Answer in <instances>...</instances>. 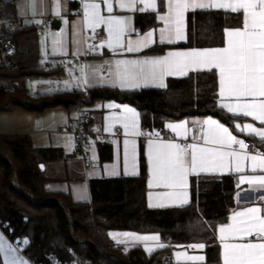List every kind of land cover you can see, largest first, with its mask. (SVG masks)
<instances>
[{
	"label": "trees",
	"instance_id": "1",
	"mask_svg": "<svg viewBox=\"0 0 264 264\" xmlns=\"http://www.w3.org/2000/svg\"><path fill=\"white\" fill-rule=\"evenodd\" d=\"M153 23L151 13L139 14L137 25ZM242 24L240 13L196 10L187 15V40L180 47H215L224 42V30ZM29 44L19 58L20 67H0V111L21 108L40 113L56 107L86 108L96 99H116L134 105L146 131H163L168 120L215 115L226 122L231 116L218 105V81L214 70H202L170 78L163 89L134 92L112 88L62 90L32 93L26 79L51 74L38 58L34 29L17 35ZM35 39V42H32ZM159 51L158 46L148 52ZM109 159V150L101 149ZM56 148L36 147L26 134L0 132V225L12 241L35 264H174L164 261L168 247L146 253L141 246L124 250L110 236L111 230L159 232L171 245L205 243L207 264H219L217 226L235 206L237 183L234 175L202 174L191 178V201L179 207L151 208L146 200V167L141 148V172L136 176L92 178L91 200L74 202L63 192H51L49 179L40 163L60 159ZM71 250V252H69ZM0 264L3 257L0 251Z\"/></svg>",
	"mask_w": 264,
	"mask_h": 264
},
{
	"label": "crops",
	"instance_id": "2",
	"mask_svg": "<svg viewBox=\"0 0 264 264\" xmlns=\"http://www.w3.org/2000/svg\"><path fill=\"white\" fill-rule=\"evenodd\" d=\"M7 6L17 16L23 18L24 29H34L36 32V42L38 45V58L40 63L46 66L49 71L48 75L39 76L47 78L52 84L56 81L59 83V88L52 92L36 91L38 94L55 93L62 90H88L91 88H112L120 91L134 92L142 89L155 88L163 89L167 86L170 78H179L186 75L176 74L174 76L165 77V87H157L155 84L149 82L147 86L139 88H129L113 86L114 77L112 73L115 71V62L117 60H144L157 57L166 56L169 52H186L193 49H211L226 46V33L224 30V42L221 46L215 47H180L178 44L187 40H179L174 43H161L159 29L165 27L164 22L159 19V15L167 13V0H156V11L148 10L145 12L130 10L129 8H120V0H111L113 11H107L106 4L103 0H6ZM98 3L100 4V14L102 16H118L128 21V31L123 37L124 44L127 45L128 40L136 41L143 37L147 32H153V43L147 48H142L140 51L128 52L125 48H117L115 50L108 49L106 46L100 48L99 45L108 38L107 26L100 25L96 29L103 30V38L98 41V49L91 54H87L86 48L89 44L96 42L93 36V30L88 28L84 22V6L85 4ZM144 5L137 4L136 7ZM206 10V9H197ZM222 10V9H210ZM191 11V10H190ZM185 15V34L187 37V15ZM196 11V10H195ZM225 11V10H223ZM151 13L153 15V23L145 29H140L137 25V16L139 14ZM243 17L242 12L240 13ZM43 17H49L48 23H45L42 28H37L38 24L42 23ZM39 21V23H37ZM237 27H242V24ZM237 27H229L226 29H234ZM95 29V30H96ZM25 41V40H23ZM26 42V41H25ZM35 42V39H32ZM28 44V42H26ZM158 46L159 51L148 52L150 49ZM29 48V44H28ZM83 68V71L81 69ZM189 69L188 74L195 71ZM217 74L218 81V105L226 112L225 114L231 116L230 122L222 120L215 115L193 116L180 120H168L165 122L163 131H146L141 126V115L139 110L132 104L118 101L116 99H96L89 108L94 114L93 123L99 128V135H96L91 143L86 147L88 162H85L74 150V146L68 132L67 127L73 124L76 117V108L69 109L65 107H56L47 109L40 113L26 111L29 116H26L30 121L27 130L13 129L6 127L4 119L0 124V132L10 134H26L30 137L31 142L36 147L41 148H56L60 149L63 156L54 161H48L45 165V171L48 170L50 174L46 175L49 181L45 184L47 190L51 192H63L71 196L74 202H87L91 200L89 190V180L92 178L103 177H119V176H136L141 172V148L145 158L146 167V200L151 208H168L179 207L181 205L176 201L175 195H166L168 193L187 192L189 203L191 201V178L202 174H216L225 175L232 174L237 183V190L234 196L235 206L231 209L227 219L217 226V238L220 243V256L223 264V243L220 240L219 228L233 224L232 216L236 212L243 211L248 207H259L264 215V200L259 199L264 195V189L257 186L249 185L247 183L241 184L239 177L241 175H264L257 169L256 172L251 171V162L243 161L244 171L237 173L234 171V165H229L224 169H209L208 171L200 172L197 170L196 174L190 173L188 176V186L186 189H172L164 187H149L150 181L155 183L152 178V166L148 160V144L149 141L155 143L160 142H174L181 145H188L196 143L201 147L224 149L218 144L205 145L203 142V134L207 130L208 125L204 124L206 120H214L224 127H227L229 132L237 138V140L250 139L259 148L258 153L248 152L246 149H236L235 145L232 148L238 152L247 153L249 155H264V140L256 135H249L250 129H241L246 124L253 125L257 129L264 128L260 121L253 119V117H245L242 114H233L228 112L226 108H222L221 104H235L234 98L227 96L221 97L219 84V70L213 69ZM187 74V75H188ZM36 76H30V78ZM85 80L87 83H85ZM45 83V82H44ZM48 85V83H45ZM243 102V100L239 101ZM116 105V107L109 108L108 105ZM125 106L135 111L137 122V131L139 135H134L132 129L125 131L124 123L126 122L122 117L131 114L125 112ZM21 109V108H20ZM24 115V114H22ZM26 119V118H25ZM23 123V122H22ZM185 123L187 128L186 138L183 129L173 131L168 127L169 124ZM239 125V127H237ZM194 126L193 135L190 136L189 128ZM181 134L178 135L177 133ZM159 134L158 136L156 134ZM127 141V145L125 144ZM106 147L109 150L110 158H101V149ZM231 160V158H228ZM188 203V204H189ZM162 205V206H159ZM187 205V204H186ZM184 206V205H183ZM243 218L238 217L237 223ZM128 234V235H125ZM10 239L3 231L0 225V237L4 236ZM227 235V234H226ZM110 236L119 244L124 243L128 247L141 246L146 253H152L158 249L168 247L167 253L172 254V262L174 264H207L205 247L203 249L192 248L190 245L204 244L196 242L188 245H171L164 241L159 232H135L130 230H111ZM158 236V240H143L140 237ZM228 243L240 242H257L255 237H246L244 241L239 239L229 238ZM159 245H164L160 247ZM1 251V250H0ZM166 253V254H167ZM180 254L179 256L177 254ZM2 254V253H1ZM203 256V260H190L189 257ZM28 259V258H27ZM29 261V259H28Z\"/></svg>",
	"mask_w": 264,
	"mask_h": 264
},
{
	"label": "snow or ice",
	"instance_id": "3",
	"mask_svg": "<svg viewBox=\"0 0 264 264\" xmlns=\"http://www.w3.org/2000/svg\"><path fill=\"white\" fill-rule=\"evenodd\" d=\"M107 11L111 13L113 6L111 0H103ZM137 4L144 6L137 8ZM120 8L145 12L156 11V0H120ZM167 13L159 15L165 27L160 28V42L174 43L185 40V15L188 11L197 9H222L232 13H241L242 27L225 29L226 46L211 49H193L186 52H169L166 56L144 60H117L113 86L139 88L147 86L149 82L157 87H165V77L179 74L187 75L189 69L219 70L220 96L234 98L235 104H221L228 112L251 116L264 125V0H167ZM84 22L93 31L100 26H107L108 38L99 47L115 50L125 48L128 52L140 51L153 43V32H147L139 40H128L124 44L123 37L128 29V21L118 16H102L100 4L90 3L84 6ZM39 23V21H37ZM91 47V46H90ZM83 71V68L81 69ZM85 83L87 81L85 80ZM243 100V102H239ZM109 108L116 105H108ZM125 112L131 114L122 117L126 122L124 128L127 133L129 128L134 135L137 131V114L125 106ZM210 127L203 134L205 145L218 144L224 149L201 147L196 143L181 145L174 142L148 144V160L152 166V178L149 187H164L172 189H186L190 173L196 174L209 169H224L234 165V171H244L243 161L251 162V171L259 169L264 172V155H249L238 152L232 145L239 144L245 150L247 145L243 140H237L227 127L214 120L204 121ZM173 131L184 130L186 138L187 128L185 123L169 124ZM239 127V125H237ZM250 129L249 135H256L264 140V128L257 129L246 124L241 129ZM178 135L181 133L178 132ZM159 135L158 133L156 134ZM127 141L125 144L127 145ZM228 158H231L229 160ZM241 184L257 186L264 189V175H241ZM175 195L176 201L183 206L189 203L187 192L168 193ZM259 199L264 200V195ZM162 206V205H159ZM261 208L248 207L236 212L232 216L233 224L219 228L220 240L223 243V264H264V215ZM242 220L237 223V218ZM227 234V235H226ZM128 235V234H125ZM246 237H255L257 242H225L229 238L244 241ZM143 240H158V236L140 237ZM163 247L164 245H159ZM189 247L203 249L204 244L190 245ZM180 255L179 253L177 254ZM190 260H203V256L189 257Z\"/></svg>",
	"mask_w": 264,
	"mask_h": 264
},
{
	"label": "built area",
	"instance_id": "4",
	"mask_svg": "<svg viewBox=\"0 0 264 264\" xmlns=\"http://www.w3.org/2000/svg\"><path fill=\"white\" fill-rule=\"evenodd\" d=\"M49 17H43L42 23L37 25V28H42L45 23H48ZM25 27L23 18L17 16L7 6L6 0H0V67L8 71H16L20 67L19 58L28 51V44L17 38V35ZM96 42L89 44L86 48L87 54L93 53L98 49V41L103 38V30L98 28L93 32ZM91 46V47H90ZM94 114L91 109L76 108L75 126H68V132L72 133L76 141V150L85 162L89 161L86 147L91 143L96 135H99V128L93 123ZM247 145L246 150L251 153H258L259 148L250 139L244 140ZM236 149H240L239 144L235 145ZM22 245V244H20ZM119 246L124 250L129 247L124 243H119ZM71 252V250H69ZM172 254L167 253L164 261L172 262ZM53 264H63L57 260L55 256L51 258ZM30 264H35L29 261Z\"/></svg>",
	"mask_w": 264,
	"mask_h": 264
},
{
	"label": "rangeland",
	"instance_id": "5",
	"mask_svg": "<svg viewBox=\"0 0 264 264\" xmlns=\"http://www.w3.org/2000/svg\"><path fill=\"white\" fill-rule=\"evenodd\" d=\"M27 87L30 92L36 93L37 89L41 92H52L59 88V83L56 81L54 84L50 82L47 78H42L39 76L36 77H28L26 79ZM48 83L45 84V83ZM24 114V115H22ZM29 116L26 111H22L20 108H15L12 110H1L0 111V124L4 119L6 127L9 129H13V127L17 129H22V131L27 130V127L30 123L27 117ZM26 118V119H25ZM23 122V123H22ZM14 125V126H13ZM76 125L75 120L73 121L72 127ZM13 126L12 128H10ZM3 133V132H1ZM10 134V133H5ZM74 146V150H76V141L72 134H69ZM50 174L48 170L45 171V175ZM4 236V235H3ZM5 239L0 237V250L3 257L4 264H30L27 257L22 252V247L18 241H12L8 239L6 235L4 236Z\"/></svg>",
	"mask_w": 264,
	"mask_h": 264
},
{
	"label": "water",
	"instance_id": "6",
	"mask_svg": "<svg viewBox=\"0 0 264 264\" xmlns=\"http://www.w3.org/2000/svg\"><path fill=\"white\" fill-rule=\"evenodd\" d=\"M193 131H194V126H190V128H189L190 136L193 135ZM40 167H41L42 170L45 169V165L43 163H40Z\"/></svg>",
	"mask_w": 264,
	"mask_h": 264
}]
</instances>
